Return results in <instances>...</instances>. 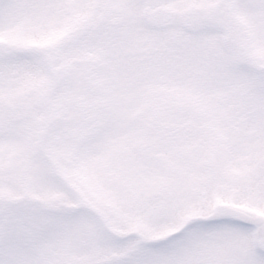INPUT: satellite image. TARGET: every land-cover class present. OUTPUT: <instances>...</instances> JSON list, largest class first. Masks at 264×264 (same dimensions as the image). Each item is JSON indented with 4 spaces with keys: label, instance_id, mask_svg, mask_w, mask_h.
<instances>
[{
    "label": "snow or ice",
    "instance_id": "6c2138e0",
    "mask_svg": "<svg viewBox=\"0 0 264 264\" xmlns=\"http://www.w3.org/2000/svg\"><path fill=\"white\" fill-rule=\"evenodd\" d=\"M0 264H264V0H0Z\"/></svg>",
    "mask_w": 264,
    "mask_h": 264
}]
</instances>
